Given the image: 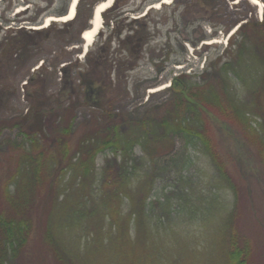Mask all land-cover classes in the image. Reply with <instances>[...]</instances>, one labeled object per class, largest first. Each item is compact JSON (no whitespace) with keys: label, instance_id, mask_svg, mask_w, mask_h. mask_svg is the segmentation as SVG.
Masks as SVG:
<instances>
[{"label":"rangeland","instance_id":"obj_1","mask_svg":"<svg viewBox=\"0 0 264 264\" xmlns=\"http://www.w3.org/2000/svg\"><path fill=\"white\" fill-rule=\"evenodd\" d=\"M15 1L16 10L23 12L28 8L27 17L31 15L33 17L32 21L22 23L44 31L51 25L42 26L45 18L48 15L60 16L59 12L68 6L70 0ZM89 2L90 0H83L80 8L81 16L87 12ZM156 2L160 3L159 7L154 5ZM112 4L109 8H112ZM118 5L116 10L109 11L104 17L102 15V32L96 35L87 50L84 51L83 30L79 33L75 29L70 36L62 27L60 33L52 32L48 37H45L43 32V37L31 42L26 52L19 53V61L12 59L6 64L0 82L11 85L14 93H11L6 104L0 107V125L6 124L0 134V141L3 143V150H0L3 163H7L6 154L18 151L9 147L6 140L10 138L21 140L28 130L12 124L16 121L20 122V118L24 116L28 117L29 123L38 107L52 115L57 111L60 103L68 104L70 101L79 100L81 104L76 109L75 126L83 122L86 117H91L96 111L97 100L99 101L100 98L96 97L94 101L89 95L83 97L77 92L76 87L80 84L81 76L79 71L86 67L87 56L98 54L101 46L106 44L117 13H120V18L126 15L143 17L148 9L152 36L144 46L136 67L127 68L126 71L119 68L114 74V86L111 94L107 96L113 98L111 103L116 113H131L136 116L151 114L160 119L167 114L165 105L172 100L174 92L170 88L172 85L177 89L185 87L190 89L200 81L207 83L203 73L217 61L218 64L226 61L235 65L237 61L242 64L245 60L248 68L242 66L241 70L239 67V75L244 76L247 72L251 75L250 71L254 70V66L250 68L252 57L254 55L262 57L264 54V50L258 49V51L255 48H253L255 54L250 53L251 42L246 44L243 51L236 54L235 50L239 47L240 38L238 36L233 37L228 44L230 34L241 23L247 20L261 22L264 19V0H259V4H255L252 0H171L169 2L119 0ZM21 19H17V24L23 21ZM64 21L67 20H53L52 24L58 29ZM232 21H235L236 25L230 31H225ZM31 35L35 38L36 34L33 32ZM257 45L261 46V43ZM111 49L117 54L120 53L117 39L113 40ZM103 74L105 75V71ZM88 76L92 75L88 74ZM41 78L44 80L42 81ZM211 78L213 86L216 84L212 91L218 93L220 99L223 97L226 99L227 92L222 86L225 82L224 78L221 80ZM241 79L232 75L227 81V86H230V90L227 91H238L239 99L245 100L246 105L252 107V110L262 109L264 97L259 93L261 85L255 84L253 90L248 91ZM233 85L236 86L235 89H232ZM158 86L162 87L158 88ZM151 88L158 89L151 90ZM217 107L216 104L212 105L215 112H208L210 120L207 121V126L211 130V142L216 149L219 148L224 153L222 158L230 173V181L227 180V183L218 186L216 183L221 179L220 174L213 166L209 155L202 148L187 143L185 136L180 134L172 136V149L169 148L167 154L156 159L161 174L165 176L163 181L162 178L159 179L157 188L159 194L165 191L173 196L172 210L173 212L180 210L178 212L180 215L172 213V216H175L174 220L169 222L165 219V225L152 232L151 237L155 240L153 247L149 243L139 241L136 238V231L132 228L129 233L130 239L133 240L131 244L137 243L139 246L134 244L130 250L137 254L136 259L139 264H229L228 252L232 233L247 243L251 250L246 264H264V151L261 150L263 143L259 142V137L255 138L247 128L240 127L225 108L218 110ZM252 115L253 113L247 115L248 123L252 122ZM263 118H259V121L263 122ZM79 133L80 131L77 130V134ZM106 155L104 152L98 155V166L104 163ZM5 170L7 166L1 164L0 179ZM182 174L184 178H181ZM71 178V174L62 175L60 178L61 195L58 205L52 206L51 200L47 197L37 201L33 212L36 224L26 246L24 264H62L63 260L60 259L59 252L50 244L45 234L48 223L51 228H56L59 237L62 238L61 243L67 252H62L61 255L64 253L70 255L73 258L72 264H97V256L94 254L89 257L83 250L89 248L92 252L102 242L106 244L105 246L110 245L109 239L114 234H106L108 239L102 233L105 230L111 231L108 230L110 226H106L108 220L104 218L98 222L95 216L91 219L94 222L91 228L81 229L80 219L69 215L75 194L69 190ZM201 180L204 182L203 187H206V183L210 187L209 182L212 188L217 186V189L214 188L212 191L219 197L217 199L219 203L213 205L214 214H208L207 217L195 221L185 213V205L180 209L178 200L181 195L178 191L185 187H201L199 183ZM176 182L180 184L179 187ZM168 183H170L168 186H163ZM210 191L202 190L198 193L207 194ZM224 201L228 204L223 203ZM147 207L149 212L152 205L149 204ZM89 232H91L90 237L86 236ZM104 237H106L105 241H102ZM152 248L155 252L159 251L166 260L163 259L160 263ZM149 253H152V257H149ZM107 264L116 263L111 260Z\"/></svg>","mask_w":264,"mask_h":264},{"label":"trees","instance_id":"obj_2","mask_svg":"<svg viewBox=\"0 0 264 264\" xmlns=\"http://www.w3.org/2000/svg\"><path fill=\"white\" fill-rule=\"evenodd\" d=\"M100 1L90 0L87 12L81 16L80 8L83 0H79L77 12L73 18L64 21L58 29H55L51 23L41 32L48 37L52 32L60 33L64 27V31L70 36L75 29L81 33L83 29L90 27L89 20L93 6ZM118 1L115 0L112 6H119ZM67 8L68 6L63 8L59 15L67 14ZM111 9L104 10L103 17L109 11L111 12ZM149 13L147 9L143 17L126 15L123 18H120V13H117L106 44L101 46L98 54L87 56L86 67L79 71L81 72L80 84L76 88L79 95L83 97L89 95L94 101L96 97L100 98L99 101L96 99L97 109L91 117H86L83 122L75 126L76 109L81 103L79 100H74L68 104L60 103L59 108L52 115L38 107L35 109L34 118L29 123L28 117L24 116L20 118V122L16 121L12 124L28 128V130L21 140L11 138L6 140L9 147L18 150L16 153L9 152L5 155L7 163L2 162L0 154V163L2 166H7V170L0 179V264H24L26 246L36 224L33 212L37 201L47 197L51 200L52 206L58 205L61 195L60 178L62 175L70 174L72 178L69 190L75 194L69 215L80 219L81 229L91 228L94 224L91 219L95 216L98 222L105 218L108 220L106 226H110L108 230L111 231L107 232L104 229L102 233L114 234L110 239L106 235L110 245L105 246L106 244L102 242L92 252L89 248L83 251L87 252L89 257L95 254L97 264H107L111 260L116 264H139L136 259L137 254L130 250L134 244L139 246L137 243L131 244L133 240L130 239L129 233L133 230L132 228L136 231V238L139 241L149 243L153 247L155 240L151 234L165 225V219L169 222L174 220L175 216H172V213L180 215L178 213L180 210L174 212L172 210L173 196L165 191L159 194L157 188L159 179L162 178L163 181L165 176L161 174L156 159L167 154L169 148L172 149V136L176 134L185 136L187 143L202 148L209 155L213 166L220 174L221 179L216 183L218 186L227 183V180L230 181V173L222 158L224 153L219 148L216 149L210 140L211 130L207 126V121L210 120L208 112H215L212 105L216 104L218 110L225 108L240 127L247 128L255 138L259 137L258 141L263 143L261 150L264 151V118L263 122L259 121V118L264 117V107L252 110V107L246 105L245 100L239 99L238 91H227L230 90L227 81L233 75L242 78L241 81L247 86L248 91H252L255 84L261 85L259 93L264 97V54L262 57L260 55L252 57L250 68L254 66V70L250 71L251 75L248 72L244 76L239 75V67L241 70L242 66L248 68L245 60L242 64L237 61L235 65L226 61L218 64L217 61L203 73L207 83L200 81L190 89L186 87L177 89L175 85H172L170 87L174 91L172 100L165 105L167 114L160 119L151 114L136 116L131 113L115 112V107L111 103L113 98L107 96L111 94L114 86V74L119 68L126 71L127 68L136 67L138 64L144 46L152 36ZM235 21L229 23L225 31H230L236 25ZM236 36L240 37L239 47L235 50L236 54L243 51L248 42L252 43L250 53L255 52L253 48L263 51L264 19L261 22L247 20L241 23L230 34L228 44ZM34 37L31 42L38 39L37 35ZM114 39H117L118 48L121 49L119 54L111 49ZM257 43H261V46ZM125 50H127L126 53H123ZM88 74L92 76L89 77ZM211 77L218 80L224 78L225 82L222 86L227 92L226 99L224 97L220 99V95L212 91L216 84L213 86ZM41 80L43 81L44 78ZM11 87L6 82H0V107H3L10 94L14 93ZM235 88L236 86L233 85L232 89ZM262 105H264V99ZM252 113L254 124L247 121V115ZM4 127L6 124L0 125V134ZM77 130L80 131L79 134ZM2 147L3 143L0 141V150H3ZM102 152L106 153L107 157L104 163L98 166V155ZM189 160L191 161V157ZM181 178H184L183 174ZM199 183L201 187H185L178 191L181 195L178 200L180 209L185 205V213L195 221L207 217L208 214H214L213 205L219 203L217 202L219 197L212 191L214 188L217 189V186L212 188L209 182L210 187L207 183L206 187H203L202 180ZM169 184H163V186L166 187ZM176 184L177 187L180 186L178 182ZM231 184L234 186L232 182ZM202 190L211 191L207 194L198 193ZM223 203L226 204L225 201ZM149 204L152 207L148 212ZM45 234L50 244L59 252L60 259L63 260L62 264H72L73 258L70 255L67 253L61 255L66 250L63 248L62 238L59 237L56 228H51L48 223ZM90 234L91 232L86 236L90 237ZM231 235L229 264H246L251 251L248 244L233 233ZM105 238L102 241H105ZM153 252L160 263L161 260H166L159 251L155 252L153 249ZM149 257H152V253H149Z\"/></svg>","mask_w":264,"mask_h":264},{"label":"flooded vegetation","instance_id":"obj_3","mask_svg":"<svg viewBox=\"0 0 264 264\" xmlns=\"http://www.w3.org/2000/svg\"><path fill=\"white\" fill-rule=\"evenodd\" d=\"M15 4V0H0V79L3 77L1 73H3L2 70H5L6 64L12 59L18 60L20 52H26L33 39L31 33L35 32L38 37H43L42 29H33L36 27L22 23L32 21V15L27 17L28 8L20 12L15 9ZM117 8L118 6H112L111 10H116ZM17 19L23 21L17 24Z\"/></svg>","mask_w":264,"mask_h":264},{"label":"bare ground","instance_id":"obj_4","mask_svg":"<svg viewBox=\"0 0 264 264\" xmlns=\"http://www.w3.org/2000/svg\"><path fill=\"white\" fill-rule=\"evenodd\" d=\"M79 0H73L70 8H69V12L67 14H63L60 16H54V15H48L42 26L43 27H47L49 24H51L53 22V20H70L71 18L74 17L75 13H76V5L78 3ZM113 0H101L100 2H98V4L96 5V10H95V14L93 16V20H92V27H88L86 29H84L82 37L84 40V51L87 50V48L92 45V43L94 42V39L97 35V33L99 32V30H101L102 24H103V18H102V12L106 9L109 8V6H111ZM171 0H163V2H169ZM252 2H254L255 4H259V0H252ZM160 3L156 2L154 3L155 6L159 7ZM162 86H158V88H160ZM158 88H151V90H157Z\"/></svg>","mask_w":264,"mask_h":264},{"label":"water","instance_id":"obj_5","mask_svg":"<svg viewBox=\"0 0 264 264\" xmlns=\"http://www.w3.org/2000/svg\"><path fill=\"white\" fill-rule=\"evenodd\" d=\"M72 2H73V0H70L69 5H68V8H67V9H68V12H69V8H70ZM97 4H98V3H97ZM97 4H96V5H97ZM96 5H94V7H93L94 9H93V11H92V15H91V18H90V19H91V20H90V22H91V26H90V27H92V20H93L92 18H93L94 14H95V10H96L95 7H96ZM83 31H84V29H83ZM83 31H82V34H83Z\"/></svg>","mask_w":264,"mask_h":264}]
</instances>
